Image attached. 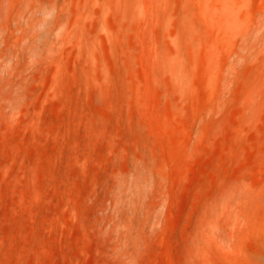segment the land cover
Returning a JSON list of instances; mask_svg holds the SVG:
<instances>
[{"label": "rangeland", "instance_id": "374dc122", "mask_svg": "<svg viewBox=\"0 0 264 264\" xmlns=\"http://www.w3.org/2000/svg\"><path fill=\"white\" fill-rule=\"evenodd\" d=\"M254 223L264 0H0V264H252Z\"/></svg>", "mask_w": 264, "mask_h": 264}, {"label": "bare ground", "instance_id": "6f19581e", "mask_svg": "<svg viewBox=\"0 0 264 264\" xmlns=\"http://www.w3.org/2000/svg\"><path fill=\"white\" fill-rule=\"evenodd\" d=\"M250 204V203H248ZM252 233L254 239L257 240L262 245V252L256 255V257H252L251 260L253 261L252 264H264V223L260 224H252ZM261 250V249H260Z\"/></svg>", "mask_w": 264, "mask_h": 264}]
</instances>
